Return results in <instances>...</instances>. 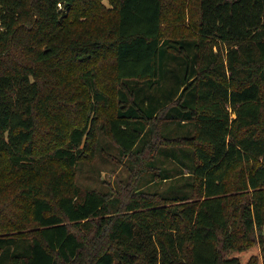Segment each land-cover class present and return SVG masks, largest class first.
<instances>
[{
    "label": "trees",
    "instance_id": "1",
    "mask_svg": "<svg viewBox=\"0 0 264 264\" xmlns=\"http://www.w3.org/2000/svg\"><path fill=\"white\" fill-rule=\"evenodd\" d=\"M102 1L0 0V264H264V0Z\"/></svg>",
    "mask_w": 264,
    "mask_h": 264
},
{
    "label": "rangeland",
    "instance_id": "2",
    "mask_svg": "<svg viewBox=\"0 0 264 264\" xmlns=\"http://www.w3.org/2000/svg\"><path fill=\"white\" fill-rule=\"evenodd\" d=\"M102 4L109 7L108 0H103ZM74 101V99H71ZM98 146L93 151L87 150L84 157H82L74 166L73 169L67 170L74 174V181L82 189H95L104 193H108L113 197L121 190L123 198H129L135 195V192L145 191L154 193L162 190L169 183L168 180H159V176L152 173H146L142 178L139 186L133 188V164L131 158L127 159L122 156L116 145L104 133L99 134ZM152 150H147L144 154L145 159H150ZM146 161L143 162L142 167H147ZM165 164L170 169L172 166H177V161L160 156L158 163ZM156 163V162H155ZM153 170V169H152ZM175 172V171H174ZM154 177V178H153ZM131 187V188H130ZM122 188V189H121ZM126 190H129L126 192ZM121 201L126 202L124 199Z\"/></svg>",
    "mask_w": 264,
    "mask_h": 264
}]
</instances>
